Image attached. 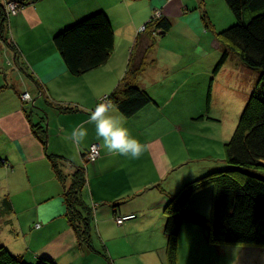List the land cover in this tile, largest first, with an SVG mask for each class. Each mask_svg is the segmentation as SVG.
I'll return each mask as SVG.
<instances>
[{"label": "crops", "instance_id": "1", "mask_svg": "<svg viewBox=\"0 0 264 264\" xmlns=\"http://www.w3.org/2000/svg\"><path fill=\"white\" fill-rule=\"evenodd\" d=\"M23 1L18 12L8 17L6 40L0 38V157L7 163L0 166V198L7 196L12 204L7 219L14 227L4 245L27 264L40 258L55 264H167L163 208L182 185L206 170L209 161H224L222 152L206 151L196 142L201 125L209 123L206 117L196 118L204 105L210 70L200 66L197 71L191 54L203 52V42L208 39L200 15L203 7L215 22L210 1ZM97 11H104L111 22L113 51L105 64L73 76L52 37ZM158 11L172 23L163 38L156 37V51L164 46L166 58L152 53L136 78V85L154 102L130 117L117 108L113 113L125 119V126L145 151L139 159L109 154L97 138L95 126L87 123L89 112L94 110L97 94L107 95L118 86L139 28ZM170 35L180 47L167 46ZM118 37L122 42L119 48ZM140 40L144 49L147 38L143 35ZM180 61L184 62L178 66ZM25 91L31 92L37 108L23 105L21 93ZM40 121L45 143L32 131V123ZM81 124L88 129V136L75 147L62 137ZM92 143L99 144L100 155L89 162L86 154ZM50 154L60 158L62 181L53 171ZM77 167L85 170L84 197L93 213L94 246L104 248L109 260L79 247L63 214V193ZM197 193L190 198L189 208L199 206ZM130 214L134 217L122 223L115 220ZM207 242L202 228L184 221L178 263L183 247L187 253H205Z\"/></svg>", "mask_w": 264, "mask_h": 264}, {"label": "trees", "instance_id": "2", "mask_svg": "<svg viewBox=\"0 0 264 264\" xmlns=\"http://www.w3.org/2000/svg\"><path fill=\"white\" fill-rule=\"evenodd\" d=\"M224 1L236 20L228 28L217 31L207 11L203 10L200 14L205 29L213 32L215 38L224 45L212 72L216 74L229 54L234 53L245 66L259 71L260 83L249 96L230 139L223 145L224 159L240 168L212 171L186 182L163 208L167 264H178L179 233L184 221L205 229L210 243L264 247V178L243 170L264 169V0ZM8 17L0 3L2 39L6 37ZM171 27V20L161 13L151 14L141 26L145 34L141 33L142 29L139 30L129 53L125 73L118 86L107 94L125 117L134 115L154 102L145 89L136 85V78L147 65V52L154 46L156 37L165 36ZM143 35L151 39L145 50L139 44ZM52 41L69 73L80 76L106 63L114 48V32L106 13L97 11L64 27L52 37ZM209 97L210 89L206 107ZM58 108L62 111L71 110L68 107ZM205 117L199 115L196 119ZM42 127L41 121L32 123L34 135L45 143L46 134ZM48 158L56 177L62 181L59 156L50 154ZM6 164L0 157V166ZM84 184L85 170L77 167L63 193L65 216L75 231L79 247H87L109 260L106 250L96 249L92 240L93 215L84 197ZM206 187L211 188L208 219L188 207L193 194ZM0 204L2 216L9 217L13 212L9 198H0ZM0 264L27 263L2 244ZM36 264L55 263L49 258H40Z\"/></svg>", "mask_w": 264, "mask_h": 264}, {"label": "rangeland", "instance_id": "3", "mask_svg": "<svg viewBox=\"0 0 264 264\" xmlns=\"http://www.w3.org/2000/svg\"><path fill=\"white\" fill-rule=\"evenodd\" d=\"M209 1V8H211V14L215 20L214 27H216L215 29L217 31L226 29L236 23L232 12L228 8L224 0ZM202 9L204 10L205 8L203 7ZM153 14L159 15L160 11ZM139 30H141V27L139 28ZM142 31L141 33L145 34V32ZM205 32H207L208 39L204 40L203 42V52L202 50H199V52H194V49L191 51V53H196L191 54V57L195 60V67L197 71L199 70L200 66L204 70H210V74H208V76L206 74V77H209V80H207V86L204 92V105H202L201 110H199L200 112H198L197 114L207 116L206 118H208L209 123L206 125H201V130H198L197 133L199 134V138L203 137L204 139L197 138L196 142L200 141V146H203L206 151H210L212 153L218 152V154L222 152V157L224 158V142L230 139L249 96L256 88L259 87L260 73L257 69L245 66L236 54L230 53L220 70L216 74H213V68L215 67L222 54V47L224 45L215 38L213 32H211L210 30H207ZM172 36L174 35H170V37H168L167 46L170 47V45H172V47H180L179 43L176 42ZM159 38L161 39L163 37L160 36ZM157 40L158 39L154 40V46H152L148 50L146 62H148V58L152 53L157 52ZM150 42L151 39L149 38L144 42V50L149 46L148 43ZM120 45H122V42L118 37V48ZM184 50L186 49L184 48ZM157 55L159 57L166 58L164 46L159 49ZM200 56H202L203 58ZM164 58L163 60H165ZM189 59L190 58L188 56L186 62ZM183 62L180 61V64L178 66L182 65ZM236 78L237 82L235 81ZM42 89L39 88L40 95H43ZM209 89L210 97L208 107H206V98ZM26 93L28 94L30 100H26L25 102L23 101V105H25L26 107L31 106L32 109H34V107L37 108L36 105H34V99L31 92L26 91ZM198 126L200 125L198 124ZM210 137H212L211 140ZM98 157H96V159ZM87 161L89 160L87 159ZM231 168L240 167L233 166L225 159L222 164H219L217 160H212L208 162L206 170H204V172L200 176L212 171ZM243 170H247L257 176L264 178V169L245 168ZM67 186L68 185H66V187ZM195 196H197L196 200L199 203V206H197V208L193 204L191 205L193 206V209H190L208 219L210 217L211 211V188L206 187L200 190L199 193H197V195ZM2 215L3 214L0 212V245H4L9 236L14 233L11 232V230L14 229V227H12V221ZM202 230L207 234V231L205 229ZM9 251L13 255H15V252H13V250ZM204 251L206 254L204 252H198L196 250L189 251V253H187V248L183 247L180 255V262L178 264H193L192 261H194V264H264V247L261 246L215 244L207 242L206 249Z\"/></svg>", "mask_w": 264, "mask_h": 264}, {"label": "clouds", "instance_id": "4", "mask_svg": "<svg viewBox=\"0 0 264 264\" xmlns=\"http://www.w3.org/2000/svg\"><path fill=\"white\" fill-rule=\"evenodd\" d=\"M94 110L89 112L88 124L95 126V133L102 141V146L109 154H116L133 159H139L145 146L132 136L125 126L126 121L121 115H114L117 111L112 101L104 94L96 95ZM88 136V129L83 125H77L62 138L79 147Z\"/></svg>", "mask_w": 264, "mask_h": 264}, {"label": "built area", "instance_id": "5", "mask_svg": "<svg viewBox=\"0 0 264 264\" xmlns=\"http://www.w3.org/2000/svg\"><path fill=\"white\" fill-rule=\"evenodd\" d=\"M1 5L4 6L5 11L8 15L11 14H16L18 12V10L21 8V6H23V3L21 0H0ZM142 29V28H141ZM21 99L22 101H26V100H30L28 94L25 92L21 93ZM99 152H100V146L97 143H92L87 151V159L91 162H94L96 160V157L99 156ZM134 217L133 214L130 215H125V216H117L115 218L117 223H121L124 220H126L127 218H132Z\"/></svg>", "mask_w": 264, "mask_h": 264}, {"label": "bare ground", "instance_id": "6", "mask_svg": "<svg viewBox=\"0 0 264 264\" xmlns=\"http://www.w3.org/2000/svg\"><path fill=\"white\" fill-rule=\"evenodd\" d=\"M153 16V15H152ZM158 17V16H157ZM223 48V47H222ZM222 67V66H221ZM239 67V66H238ZM237 80V78L235 79V81ZM237 82V81H236ZM236 84V83H235ZM37 121V120H36ZM47 147V146H46ZM259 172V171H258ZM64 209H65V206H64ZM63 209V210H64ZM65 212V211H64ZM63 214H65V213H63ZM127 219H129V218H127ZM122 223V222H121Z\"/></svg>", "mask_w": 264, "mask_h": 264}]
</instances>
